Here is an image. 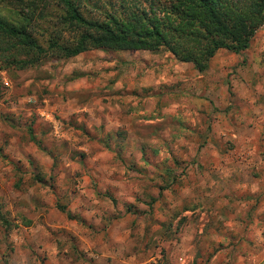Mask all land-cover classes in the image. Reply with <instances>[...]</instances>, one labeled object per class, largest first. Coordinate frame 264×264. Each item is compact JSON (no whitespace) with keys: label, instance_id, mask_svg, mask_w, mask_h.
Masks as SVG:
<instances>
[{"label":"rangeland","instance_id":"rangeland-1","mask_svg":"<svg viewBox=\"0 0 264 264\" xmlns=\"http://www.w3.org/2000/svg\"><path fill=\"white\" fill-rule=\"evenodd\" d=\"M78 2L87 17L121 10ZM18 6L0 0V18ZM39 12L31 33L46 47L57 7ZM6 46L0 264H264V227L248 233L264 226V24L202 73L164 49L50 52L20 68L10 61L35 56Z\"/></svg>","mask_w":264,"mask_h":264},{"label":"trees","instance_id":"trees-1","mask_svg":"<svg viewBox=\"0 0 264 264\" xmlns=\"http://www.w3.org/2000/svg\"><path fill=\"white\" fill-rule=\"evenodd\" d=\"M16 1L18 18H0V42L7 43L6 49L35 56L10 61L20 68L32 66L50 52L69 58L91 49H164L202 73L218 50L247 49L264 24V0H119L120 11L108 10L101 17L85 16L78 0H52L57 7L55 28L47 33L43 47L31 28L35 19H45L42 12H35L49 0Z\"/></svg>","mask_w":264,"mask_h":264},{"label":"crops","instance_id":"crops-1","mask_svg":"<svg viewBox=\"0 0 264 264\" xmlns=\"http://www.w3.org/2000/svg\"><path fill=\"white\" fill-rule=\"evenodd\" d=\"M0 221H1V223H2V225H4V226H8L7 224V220H5V219H3L2 217H0ZM263 227L264 226H262L261 227V229H256V228H251V229H248V233L250 234V236H253L254 238L256 237H262V235H261V230H263ZM256 231V233H255V235H253L254 233L253 232H255ZM253 233V234H252ZM248 234V235H249ZM245 257L244 256H242L241 254H238L237 255V257H236V262H234L233 264H245V259H244ZM69 259L71 260L72 258L71 257H69ZM47 260H49V259H47ZM94 260H96V262L98 261V263L97 264H109V260H108V258L106 257H102V258H95ZM49 262H50V264L51 263H53V264H55V262L53 261L52 262V260L50 259L49 260ZM74 264H95V263H93V260L92 259H90V257H88V259H81V258H79L77 261H75L74 262Z\"/></svg>","mask_w":264,"mask_h":264}]
</instances>
